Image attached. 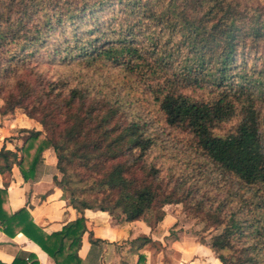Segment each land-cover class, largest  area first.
Segmentation results:
<instances>
[{"label": "trees", "instance_id": "16d2710c", "mask_svg": "<svg viewBox=\"0 0 264 264\" xmlns=\"http://www.w3.org/2000/svg\"><path fill=\"white\" fill-rule=\"evenodd\" d=\"M156 1L0 0V114L21 111L42 126V131L24 130L28 139L21 157L6 147L0 150V177L15 166L25 180L34 177L42 153L52 148L62 174V180L55 176L54 182L81 214L97 209L124 216L128 222L144 221L154 230L165 218L166 205H183L187 217L199 220L205 232H217L208 246L222 264H264V119L260 95L236 59L249 41L264 43V3L169 0L168 13L157 14ZM116 4L139 11V18L155 26L181 31L186 40L189 57L183 72L151 92L168 125L187 131L195 148L215 168L199 166L195 174L200 177L194 178L191 187H187L190 177L164 176L148 161L156 141L140 120L129 118L122 100L111 99L116 90L94 95L88 84L70 86L67 77H49L41 70L46 61L85 68L113 63L131 75L145 68L144 75L149 77L166 71L168 59L157 64L159 68L149 67L146 54H157V47H138L133 27L117 33L96 24L98 12ZM85 24L90 30H82ZM205 82L211 89L208 99L184 92L189 87L203 91ZM235 119L233 132L215 133ZM74 165L82 170L76 174L77 183L88 185L92 202L80 199L72 188ZM4 187L0 189V223L6 235L23 233L56 264H82L77 252L87 231L84 217L47 235L27 209L12 214L5 210L8 183ZM28 261L17 258L13 264ZM139 264H146L144 256Z\"/></svg>", "mask_w": 264, "mask_h": 264}, {"label": "rangeland", "instance_id": "374dc122", "mask_svg": "<svg viewBox=\"0 0 264 264\" xmlns=\"http://www.w3.org/2000/svg\"><path fill=\"white\" fill-rule=\"evenodd\" d=\"M260 1L264 3V0ZM168 2L169 0L156 1L155 7L158 10H155V12L157 14H167L168 11L166 12L165 7ZM96 17H98L96 24L108 32L116 30L119 33L125 31L129 26L133 27L138 47L144 46L149 50H152V45H156L157 47V54L151 51H148L146 54L149 67L159 68L157 64H166L165 60L168 59L170 65H166V71H162L156 77H149L144 75L145 68L142 73L131 75L123 69L116 67L113 63L85 68L84 66H78L76 63L70 66H62L58 63L49 64L46 61L41 65V70L49 77H67L66 79L70 83V86H75L79 82H82L84 85L88 84L91 86L94 95L99 94L101 91L103 94H107L111 93L112 90H116L117 93L111 99L122 100L126 105L124 107L125 111H130L129 118L140 120L142 125L146 126V134L152 136L156 141V146L151 151L148 161L154 163L164 176L173 173L177 179L190 177L191 180L187 187H191L194 183V178L200 177L199 174H195L199 166L203 169L215 168L195 148L194 140L187 131L168 125L159 104L156 103L154 95L151 92V89H156L160 84L168 80L169 77L172 78L173 74L180 71L183 72L186 59L189 57L183 33L181 31H177L176 33L171 32L162 24L155 26V24H151L144 17L141 16L142 18H139V11L123 10L117 4L111 8L108 7L106 10L99 11ZM90 28L88 24H85L82 30L88 31ZM129 38L133 39V36ZM236 59L240 69L244 67L250 81L254 83L255 94L260 95L258 104L260 105L262 118L264 119V43L256 45L252 41H249L248 48L240 49ZM147 64H144L143 67ZM206 82L205 86H207ZM210 90L207 86L203 91L195 92L193 87H189L184 92L196 98L208 99L210 98ZM1 101L3 100L0 97ZM237 122L238 120L235 119L224 123L215 130V133L220 136H226L235 130ZM24 133L27 136L26 132ZM11 138H7V141L12 142ZM81 172L82 170L78 166L77 168L75 165L71 167L72 188L79 192L78 197L80 199H88L92 202L94 196L87 191L88 185L77 183L79 178L76 174ZM58 177L61 181L62 174L59 171ZM200 184L205 185V181H200ZM209 187L205 186V189H209ZM211 194L214 195L215 192L212 191ZM168 206H171V210L180 211V215L178 216H182L181 219L179 218L173 231L175 236L172 235L171 238L178 237V232L187 231L198 242L209 244L211 237L217 234L215 231L205 232L204 226L199 220L189 219L183 205H166L164 209L166 207L169 208ZM244 241L245 239H242V242ZM150 249L156 252V254L163 252L165 261L171 260L174 254L169 250L168 246L163 247L152 244Z\"/></svg>", "mask_w": 264, "mask_h": 264}, {"label": "crops", "instance_id": "0c3cea01", "mask_svg": "<svg viewBox=\"0 0 264 264\" xmlns=\"http://www.w3.org/2000/svg\"><path fill=\"white\" fill-rule=\"evenodd\" d=\"M2 105L3 101L0 108ZM24 130L42 131V126L21 111L7 116L0 114V150L6 147L21 157L28 139ZM10 137L12 142L7 141ZM57 162L54 150L49 148L42 153L34 177L30 175L25 180L16 166L11 173L1 176L0 189H5L4 185L8 183L5 210L12 214L27 209L34 223L47 235L61 232L84 217L87 231L77 252L82 264H139L140 256L145 257L146 264H222L208 244L198 242L187 231L178 232V237L171 238L182 218L178 216L180 211L171 210V206L164 209L165 218L154 230L144 221L128 222L124 216L115 217L97 209L81 214L54 182V177L58 176ZM143 237L150 241L142 243L139 239ZM92 241L100 243L93 245ZM152 244L168 246L174 253L172 259L165 261L163 252L156 254L150 249ZM17 258H30L29 264H56L23 233L15 237L6 235L0 223V264H13Z\"/></svg>", "mask_w": 264, "mask_h": 264}]
</instances>
